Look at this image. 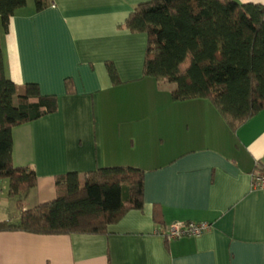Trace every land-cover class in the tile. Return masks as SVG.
<instances>
[{
    "label": "crops",
    "instance_id": "0c3cea01",
    "mask_svg": "<svg viewBox=\"0 0 264 264\" xmlns=\"http://www.w3.org/2000/svg\"><path fill=\"white\" fill-rule=\"evenodd\" d=\"M147 1L50 0L38 11L27 0L0 34L6 76L58 101L12 129L14 165L36 174L24 209L54 199L59 174L123 166L144 175L142 208L105 233L0 230V264H264V190L251 185L264 170V109L232 129L209 99L176 101L144 76L147 36L125 21ZM0 189V222L17 221L6 180ZM176 221L211 226L165 237Z\"/></svg>",
    "mask_w": 264,
    "mask_h": 264
},
{
    "label": "trees",
    "instance_id": "16d2710c",
    "mask_svg": "<svg viewBox=\"0 0 264 264\" xmlns=\"http://www.w3.org/2000/svg\"><path fill=\"white\" fill-rule=\"evenodd\" d=\"M27 0H0V34ZM36 10L50 0H33ZM125 26L147 36L143 75L168 87L174 100L207 98L227 123L239 124L264 109V5L238 0H148L129 14ZM112 82L114 65L106 64ZM55 96L38 85H15L5 74L0 50V181L20 209L17 221L0 230L38 234L105 233L127 211L143 206V172L101 167L80 176H55V197L24 209L36 174L12 159L13 127L57 111ZM262 171V170H261Z\"/></svg>",
    "mask_w": 264,
    "mask_h": 264
},
{
    "label": "built area",
    "instance_id": "2783aa9c",
    "mask_svg": "<svg viewBox=\"0 0 264 264\" xmlns=\"http://www.w3.org/2000/svg\"><path fill=\"white\" fill-rule=\"evenodd\" d=\"M251 185L252 188L264 190V170L253 174ZM210 226L208 222L176 221L170 224L162 233L167 238L180 239L198 236L207 231Z\"/></svg>",
    "mask_w": 264,
    "mask_h": 264
},
{
    "label": "rangeland",
    "instance_id": "374dc122",
    "mask_svg": "<svg viewBox=\"0 0 264 264\" xmlns=\"http://www.w3.org/2000/svg\"><path fill=\"white\" fill-rule=\"evenodd\" d=\"M5 186H6V185H3V187H2V188H3V191H2V192H4V187H5Z\"/></svg>",
    "mask_w": 264,
    "mask_h": 264
}]
</instances>
